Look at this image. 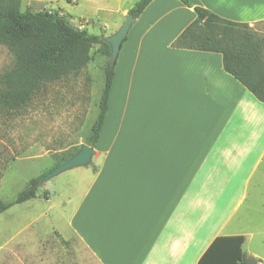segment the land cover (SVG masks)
<instances>
[{"label": "crops", "instance_id": "obj_1", "mask_svg": "<svg viewBox=\"0 0 264 264\" xmlns=\"http://www.w3.org/2000/svg\"><path fill=\"white\" fill-rule=\"evenodd\" d=\"M117 1L123 20L112 31L134 6ZM191 1L228 20H264V0ZM195 18L181 0H153L122 43L94 167L69 219L98 264H199L217 236L242 233L231 221L263 164L264 102L220 52L173 45Z\"/></svg>", "mask_w": 264, "mask_h": 264}, {"label": "rangeland", "instance_id": "obj_2", "mask_svg": "<svg viewBox=\"0 0 264 264\" xmlns=\"http://www.w3.org/2000/svg\"><path fill=\"white\" fill-rule=\"evenodd\" d=\"M70 1L22 0V8L60 9L72 24L104 37L114 33L115 23L123 20L116 11L117 0L78 5ZM138 1L132 0L134 5ZM249 26L264 38V20ZM92 55L82 72L46 85L23 109H0L1 199L14 200L30 179L49 173L64 157L87 143L98 113L104 68L110 60L101 44L94 45ZM13 61L8 48L0 44V74ZM93 162L94 158L87 166L40 182L37 197L14 204L0 214V264H98L69 225L90 180V172L86 171L89 166L94 167ZM262 163L249 183L248 196L231 221L247 236L243 252L256 255L258 264H264V160Z\"/></svg>", "mask_w": 264, "mask_h": 264}, {"label": "trees", "instance_id": "obj_3", "mask_svg": "<svg viewBox=\"0 0 264 264\" xmlns=\"http://www.w3.org/2000/svg\"><path fill=\"white\" fill-rule=\"evenodd\" d=\"M152 1L139 0L128 13L138 18ZM181 1L194 8L196 18L173 45L220 52L224 69L264 102V38L253 31L249 23L225 19L194 5L191 0ZM0 44L8 48L14 59L10 68L0 74V109L5 112L23 109L46 85L82 72L93 58L95 44H101L102 52L111 56V48L104 36L72 24L60 9H23L22 0H0ZM114 75L115 63L109 60L104 68L98 113L87 141L93 147L109 110ZM72 155L64 157L50 171ZM45 174L30 179L14 200L0 198V214L14 204L37 197L40 180ZM62 241L70 245L63 238ZM244 242L242 233L217 236L201 256L199 264H258L256 257L243 252Z\"/></svg>", "mask_w": 264, "mask_h": 264}, {"label": "water", "instance_id": "obj_4", "mask_svg": "<svg viewBox=\"0 0 264 264\" xmlns=\"http://www.w3.org/2000/svg\"><path fill=\"white\" fill-rule=\"evenodd\" d=\"M137 17L127 14L121 26L112 34L105 36L104 40L107 42L111 48L110 60L115 63L119 55L122 43L127 37L132 25L136 22ZM97 151L95 147L87 143H82L79 150L74 153L67 161L63 162L55 169L47 173L42 179L41 183L49 181L53 177L73 168L83 167L91 164Z\"/></svg>", "mask_w": 264, "mask_h": 264}]
</instances>
